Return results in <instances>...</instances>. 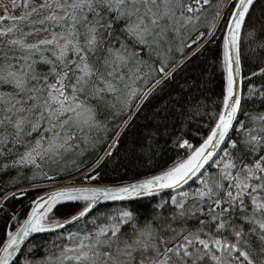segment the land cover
Masks as SVG:
<instances>
[{"label":"rangeland","instance_id":"obj_1","mask_svg":"<svg viewBox=\"0 0 264 264\" xmlns=\"http://www.w3.org/2000/svg\"><path fill=\"white\" fill-rule=\"evenodd\" d=\"M234 1L223 0L209 31L215 29L219 18L224 22ZM202 2L203 0H0V56L4 51L15 52L17 58L20 56V60L25 61L28 71L47 72L44 77H35V92L28 95L25 76L6 72L8 70H5V67L9 66L1 64L0 68H3L0 71L4 74H0V83L7 82L15 86L20 93L23 92L24 100L17 101V114L12 123L10 120L0 129V153L3 150L10 151L8 145L12 140L6 127L14 125L19 135L23 127L37 126L35 115L39 117L45 113L51 117L45 127L42 125L47 128L46 135L43 133L44 136L41 134L40 138L34 137L36 140L33 144L22 149L17 155L16 176L22 184L9 187L3 196L0 195V208L9 209V206L14 204L13 207L17 209L18 201L2 204V200L7 195L16 196L22 193L24 196L21 199L26 202L27 211L34 195L43 188L38 186L59 182L61 174L72 166L67 162V158L61 157L63 153L79 152L77 146L82 144L80 140H87L94 134L104 136L107 131H111V119L115 122L123 115L131 113L129 120L142 101L154 95L155 87L209 38L196 48H186L187 42L193 40L197 34H202L196 30L193 23V12ZM39 12L43 15L42 19L34 15ZM206 25H210L208 20ZM207 34L203 36L206 37ZM221 39L217 54L219 53L221 58L219 69L222 75L219 77L225 87L220 109L216 116H212L208 105L214 98L208 101L199 99L195 109L197 112L201 109V113L195 114L199 118L195 127L200 125L199 128L205 130L202 139L189 143L187 139L182 140L184 147L180 155L169 165L149 176L161 175L172 169L188 158L197 147L209 141L226 99L227 63L223 37ZM212 67L216 78L215 65ZM158 68L163 71V76L146 89L150 79L160 77ZM166 68L169 70H165ZM4 93L5 91L0 102L2 106H6L8 100L16 103V100L8 99ZM260 93L264 95V90L252 84L245 93L242 92V99L244 96L247 100L238 127L243 128L233 134L234 138L227 141L203 170L202 175L194 178L192 183L173 193L168 199L177 208H181L188 200H194L192 208L195 211L192 213L205 207L204 210H210L213 219L216 218L215 222L221 227H229L224 221L226 217H223L222 221L220 219L226 206L237 205L245 208L247 199L253 220L264 237V168L259 163L249 164L245 160L255 154L253 146L264 144V101L261 102ZM27 101L33 103L31 109L26 108ZM145 122L150 124L152 121ZM193 127L189 124L183 131L190 135ZM117 135L108 142L99 159L112 149ZM240 145H244L246 153L242 160H239ZM94 165L86 171H90ZM86 171H78L72 175L69 183L78 177L88 183ZM213 185L222 191V199L214 198L215 195L211 192ZM66 199L73 197L59 200ZM88 202L84 203L81 209ZM161 202L164 203V199ZM52 204L38 216V228L34 231L47 232L63 228L57 225L71 217H51L48 209ZM12 209L9 210V220L5 218V225L0 233V250L23 220V216L17 215ZM131 220L132 216L124 212L118 214L113 221L102 223L95 230V234L101 237L99 264L111 258V239L108 238L111 235L106 232L111 229L114 232L118 224ZM249 220L252 221V218L249 217ZM199 231L205 236L196 232L179 248L182 253L191 254L193 260L206 256L214 264H264V256L261 255L258 259H251L249 256L248 244L253 238L250 229L248 234L243 236L242 245L236 240L230 242L223 237L206 233L205 228H200ZM233 233L236 238L239 236L236 228H233ZM68 235L61 247L65 253H73L66 255L64 259L67 262L72 259L74 263L89 262L86 261L89 260L86 256L89 252L85 251L80 259L78 256L81 254L74 255V251L82 252L80 247L91 234L79 237L73 233ZM130 240L129 236L126 237L124 246L131 245ZM125 253L124 248L116 252L117 255ZM21 264L27 263L23 260Z\"/></svg>","mask_w":264,"mask_h":264},{"label":"trees","instance_id":"obj_2","mask_svg":"<svg viewBox=\"0 0 264 264\" xmlns=\"http://www.w3.org/2000/svg\"><path fill=\"white\" fill-rule=\"evenodd\" d=\"M222 3L223 0H203L193 12V23H195L194 27L197 31L202 32L203 35L209 32ZM34 15L40 19L43 18L40 12ZM227 16L224 22L223 20L218 21L212 34H209L210 36L207 34L209 38L192 55L175 67L168 77L155 87L154 95L148 96L142 101L116 136L115 145L102 159L99 157L108 142L114 138L128 114L116 119L115 122L111 119V131H107L104 136L99 137L94 134V136L89 137L90 140H80L82 144L77 146L79 152L63 153L61 157L67 158V162L72 166H67L68 170L61 174L60 181H58L69 180L78 171H86L94 164L96 165L85 173L88 183H121L149 176L169 165L180 155L181 149L184 147L182 140L187 139L188 143L189 141H200L205 130L199 128L200 125L195 127L198 125L196 122H199V118L195 114L201 113V109L198 112L195 109L198 100L208 101L214 98L212 103L208 105L209 113H212V116H216L221 107L225 85L222 84L223 82L219 77L222 75L220 74L221 58L217 52H219V44L223 37ZM207 20L210 25H206ZM102 33L104 35L103 31H101ZM98 46L101 48V44ZM11 56L15 58H11ZM239 57L242 70V92L245 93L250 84L264 90V0H251L245 12L239 34ZM1 64L9 66V68L5 67V70H8L6 72L25 76L28 95L35 92V77L41 78L47 74L45 71V73H37L35 72L37 70L34 69L32 72L28 71L25 61L20 60V56L17 58L15 52L4 51L0 56V66ZM213 65L217 71L216 78L213 75ZM209 66L211 67L209 68ZM165 70H169V68ZM0 74H4V72L0 71ZM158 78L150 79L146 89ZM4 91L7 98L16 100V103L8 100L9 103L7 102L6 106L0 104V129L10 120L12 123L17 114L15 113L17 101L24 100L23 92L20 93L15 86L7 82H1L0 102ZM259 96L263 102V93H260ZM246 100L247 97L244 98L243 96L239 116L227 141L232 137L234 138L233 134L243 128L241 126L239 129L238 124L245 112ZM32 104L29 101L25 102L28 109H31ZM35 116V121H38L37 126L23 127L19 135H17L18 131L14 125L6 127L12 141L8 145L10 151L3 150L0 153V195L2 196L9 187L22 184L18 181L19 177L16 176L17 155L23 151L22 149L33 144L36 140L33 139L34 137L40 138L41 134L46 135L47 128L44 127L51 117L45 113L39 117L38 115ZM145 121L152 122L145 124ZM189 124L194 126L190 135L183 131ZM256 132L257 130L255 135ZM253 148L255 154L245 160L249 164L259 163L264 168V144L253 146ZM244 154H246L244 145H240L239 160L244 158ZM9 160L10 162H8ZM212 187L211 192L215 195L214 198L222 199L224 197L222 191L215 185ZM170 195L173 193L162 192L138 198L102 201L86 216L68 227L33 235L10 264H21L23 260L27 264H83V262L74 263L72 259L67 262L64 259L66 255L70 256L73 253H65L61 247L64 240L69 237V233L70 235L73 233L76 237L91 234V237L85 240L80 247L82 252L74 251V255L81 254L78 258L81 257L80 259H82L83 253L89 252L86 254L89 259L86 260L89 261L86 264H99L98 251L101 237L95 234V230L102 223L111 222L118 214L124 212L129 213L132 220L118 224L114 232L112 229L110 232H106L111 235L108 237L111 239V258L109 261H102L101 264H214L206 256L193 260L191 254L187 255L179 250L180 246L192 238L196 232L199 233L198 235H204L199 231L200 228H205L206 233L223 237L227 241L236 240L241 245L243 236L248 234L250 229L253 235L248 244L250 258L258 259L261 255L264 256V237L253 220L249 200L245 199V208H240L237 205L226 206L220 219L222 221L223 217H226L224 221L229 227L223 225L221 227L219 223L215 222L217 221L216 218L213 219L210 210H204L206 208L201 207V211L192 213L195 211L192 208L194 200H188L181 208H177L169 202L168 197ZM21 197L11 194L2 200V204L18 201L19 206L15 209L14 204H11L9 209L0 208V211L5 213L1 214L0 212V233L5 225V218L9 220V210L14 208L12 209L13 212L24 217L27 204ZM163 199L164 203L161 202ZM87 201L83 198L58 200L49 207L48 214L53 218H67L79 211ZM249 217L252 218V221L249 220ZM233 228H236L237 233H239L237 238L234 236ZM128 236L131 238L129 241L131 245L124 246L125 238ZM133 241L138 242L133 243ZM120 248H124L126 253L117 255L116 252ZM86 256L83 257L84 261ZM90 260H92L91 263Z\"/></svg>","mask_w":264,"mask_h":264},{"label":"water","instance_id":"obj_3","mask_svg":"<svg viewBox=\"0 0 264 264\" xmlns=\"http://www.w3.org/2000/svg\"><path fill=\"white\" fill-rule=\"evenodd\" d=\"M250 2L251 0H235L234 5L231 8V12L227 16L223 36L228 76L226 99L207 145L199 158L184 174V176H182V178L177 182L170 185L164 184L163 178L161 177L162 174H158L140 177L121 183L100 184L87 183L83 178L78 177L74 180V183L81 186L51 191L47 190L49 188H53V185L51 184L38 186L43 188L34 195V200L26 211L23 220L0 250V264H10L28 240L33 235L39 233V231H34L30 228L32 221L35 218H38V216L49 204L58 201L59 199L73 197L84 198L89 201L88 204L78 213L57 225L65 227L86 216L98 203L102 201L130 199L162 192L175 193L190 184L194 178L198 177L203 170L206 169L213 158L224 146L240 113L242 104V70L239 57V34L245 12ZM211 32L212 30L209 31L208 35ZM208 35L204 37L203 34H197L193 40L187 42L186 47L190 49L194 46V48H196L208 37ZM196 43L198 44L195 45ZM158 71L160 74L158 79H160L163 76V71L160 68H158ZM130 114L127 116L115 135L121 131ZM40 194L43 196H38ZM17 196L21 197L22 193H19ZM39 202L41 203L39 204Z\"/></svg>","mask_w":264,"mask_h":264},{"label":"bare ground","instance_id":"obj_4","mask_svg":"<svg viewBox=\"0 0 264 264\" xmlns=\"http://www.w3.org/2000/svg\"><path fill=\"white\" fill-rule=\"evenodd\" d=\"M235 2V1H234ZM231 12V11H230ZM220 20V18H219ZM218 20V21H219ZM213 32V31H212ZM212 32L210 33V35L212 34ZM209 35V36H210ZM208 36V37H209ZM224 36V33H223ZM189 49V48H188ZM208 142V141H207ZM207 142H205L204 144H201L199 147H197V149L188 157L186 158L182 163L177 164L175 167H173L172 169L164 172L161 177L163 178V182L166 185H170L173 184L175 182H177L178 180H180L182 178V176H184V174L193 166V164L196 162V160L199 158V156L201 155V153L203 152L205 146L207 145ZM75 180V179H74ZM69 181H63V182H57L53 185V188H49L47 190L51 191V190H57V189H69V188H76L78 186L81 185H77L74 182L69 183ZM44 186V185H43ZM52 187V186H51ZM55 187V188H54ZM44 194V193H41ZM38 195V196H43V195ZM41 202H39L40 204ZM30 228L32 230H35L36 228H38V220L37 218H35L31 225Z\"/></svg>","mask_w":264,"mask_h":264},{"label":"crops","instance_id":"obj_5","mask_svg":"<svg viewBox=\"0 0 264 264\" xmlns=\"http://www.w3.org/2000/svg\"><path fill=\"white\" fill-rule=\"evenodd\" d=\"M217 18V17H216Z\"/></svg>","mask_w":264,"mask_h":264}]
</instances>
